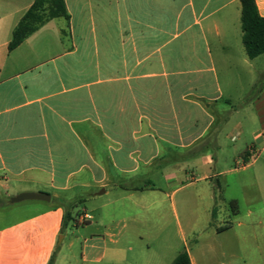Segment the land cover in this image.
I'll return each instance as SVG.
<instances>
[{
  "label": "crops",
  "instance_id": "obj_1",
  "mask_svg": "<svg viewBox=\"0 0 264 264\" xmlns=\"http://www.w3.org/2000/svg\"><path fill=\"white\" fill-rule=\"evenodd\" d=\"M34 2L0 0V200L52 199L0 226V264H264V54L241 0H65L9 50Z\"/></svg>",
  "mask_w": 264,
  "mask_h": 264
},
{
  "label": "trees",
  "instance_id": "obj_2",
  "mask_svg": "<svg viewBox=\"0 0 264 264\" xmlns=\"http://www.w3.org/2000/svg\"><path fill=\"white\" fill-rule=\"evenodd\" d=\"M241 6L243 45L248 57L255 59L264 54V17L259 15L255 0H241ZM58 18L69 19L65 0H35L15 27L9 43V50L18 47L47 22ZM249 99H246L245 102H248ZM236 205V201L231 203L233 209H236ZM69 214L66 213L65 224L68 220L75 221ZM172 264H191L188 253L182 252Z\"/></svg>",
  "mask_w": 264,
  "mask_h": 264
},
{
  "label": "rangeland",
  "instance_id": "obj_3",
  "mask_svg": "<svg viewBox=\"0 0 264 264\" xmlns=\"http://www.w3.org/2000/svg\"><path fill=\"white\" fill-rule=\"evenodd\" d=\"M247 128L251 129V125H249ZM240 150V149H239ZM238 150V151H239ZM234 176H237V174H235ZM250 174L248 172H243L240 173L238 175L237 180H239L238 183H243L246 182V180L250 179ZM155 183L159 184V185H163L164 182L162 181V179L158 176L154 177ZM248 182V181H247ZM234 183V182H233ZM249 183V182H248ZM234 185L231 183L230 188L225 189V187L223 189H225L222 193L221 196V200L222 198L226 201L225 203L227 204V200L230 196L235 195L234 193ZM165 188V185H164ZM180 195L181 194H176L175 196H170L169 198H167V202L165 204H167L170 207L169 213H168V221L171 223L172 228L174 229L177 225V222L179 221V219L182 220V213H181V206H180ZM112 196L108 197L105 196L101 202L99 204H97L96 206H99V211L94 212L92 215L94 216V220L93 222H98L100 221H107L108 220V211H110V209L112 208V205H107V207L103 208L104 205L107 204L108 201H111ZM164 199L166 200V198L164 197ZM155 200V196L154 193L151 194V196H147L146 199V203H153ZM10 199L4 201V200H0V207L2 209L0 212V226H3L4 224L16 220L18 218H21L23 216H26L30 213L33 212L34 208L29 206V203H32L30 201H25V202H21L18 204H14V205H10L9 204ZM173 204H175V207L177 208V212H178V216L175 215V212L173 211ZM87 209H91L92 207H90L89 205H86ZM67 208V212L70 213L69 215H71L74 219H80V217L83 215V204L79 203L77 201L72 203V204H67L66 205ZM71 223H73V221L71 220Z\"/></svg>",
  "mask_w": 264,
  "mask_h": 264
},
{
  "label": "water",
  "instance_id": "obj_4",
  "mask_svg": "<svg viewBox=\"0 0 264 264\" xmlns=\"http://www.w3.org/2000/svg\"><path fill=\"white\" fill-rule=\"evenodd\" d=\"M52 199L51 195L46 193H36V192H24L17 196L10 198V203L17 204L25 201H44L50 202ZM63 236L60 237V240Z\"/></svg>",
  "mask_w": 264,
  "mask_h": 264
}]
</instances>
